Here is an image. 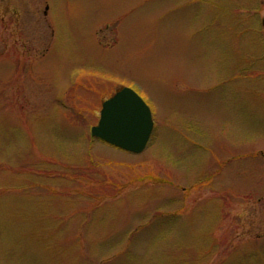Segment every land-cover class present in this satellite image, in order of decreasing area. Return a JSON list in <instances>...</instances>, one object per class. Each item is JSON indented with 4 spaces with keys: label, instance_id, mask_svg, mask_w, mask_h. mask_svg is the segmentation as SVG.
<instances>
[{
    "label": "rangeland",
    "instance_id": "1",
    "mask_svg": "<svg viewBox=\"0 0 264 264\" xmlns=\"http://www.w3.org/2000/svg\"><path fill=\"white\" fill-rule=\"evenodd\" d=\"M263 2L0 0V264H264Z\"/></svg>",
    "mask_w": 264,
    "mask_h": 264
},
{
    "label": "water",
    "instance_id": "2",
    "mask_svg": "<svg viewBox=\"0 0 264 264\" xmlns=\"http://www.w3.org/2000/svg\"><path fill=\"white\" fill-rule=\"evenodd\" d=\"M153 130L150 106L134 89L124 87L104 101L91 134L114 147L140 154L148 147Z\"/></svg>",
    "mask_w": 264,
    "mask_h": 264
},
{
    "label": "trees",
    "instance_id": "3",
    "mask_svg": "<svg viewBox=\"0 0 264 264\" xmlns=\"http://www.w3.org/2000/svg\"><path fill=\"white\" fill-rule=\"evenodd\" d=\"M264 5V2L262 3V6ZM263 31H264V24H263Z\"/></svg>",
    "mask_w": 264,
    "mask_h": 264
}]
</instances>
